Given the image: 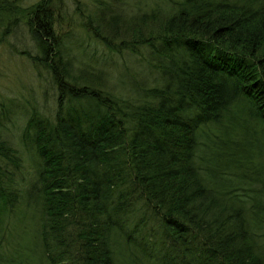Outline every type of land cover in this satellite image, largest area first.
I'll list each match as a JSON object with an SVG mask.
<instances>
[{
    "label": "trees",
    "instance_id": "trees-1",
    "mask_svg": "<svg viewBox=\"0 0 264 264\" xmlns=\"http://www.w3.org/2000/svg\"><path fill=\"white\" fill-rule=\"evenodd\" d=\"M107 1L90 46L63 0H0L53 92L0 102V264H264V0Z\"/></svg>",
    "mask_w": 264,
    "mask_h": 264
},
{
    "label": "rangeland",
    "instance_id": "rangeland-1",
    "mask_svg": "<svg viewBox=\"0 0 264 264\" xmlns=\"http://www.w3.org/2000/svg\"><path fill=\"white\" fill-rule=\"evenodd\" d=\"M34 1L36 0H23V4L28 5ZM97 1L98 0H80L79 3H74L73 0H63L64 5L61 8L60 14L63 15V17L65 15V19H61V23L63 20H65V23H62V29L72 31V39L80 40L84 45L89 44L91 46L93 41L78 29L77 26L81 20V13L82 15L88 13L91 8L99 4ZM103 2L107 3L108 1L103 0ZM77 4L80 7L79 9L76 8ZM128 4L129 2L125 0L124 6L129 7ZM97 12L104 11L102 9ZM66 19H69V22H66ZM11 35L8 37V41H3L0 44V102L3 101L6 105L10 104L9 107H14V109L12 108L13 110L17 108L20 109L22 106L35 107L37 109L43 108L42 110L49 107L51 108L53 106V92L48 83L47 75L45 78V74L37 70L29 59L22 56L18 51L21 48H25L29 53H34L35 51L33 47H31V43L27 41L26 33L18 32L15 33V35ZM103 51L101 47L96 46L94 56L97 57L98 60L92 62L95 67L102 68L108 66L107 69H112L111 65L115 64L113 61H116L128 65V71L133 70V66H135L134 59H136L133 53L125 50L123 54L114 52L109 54L106 52L103 53ZM126 73L130 74L127 71ZM12 101L16 102L19 106L13 104ZM15 116L16 123H21L22 119L19 118L18 115ZM22 147L21 145L20 149ZM23 157L24 163L27 165V159L24 155Z\"/></svg>",
    "mask_w": 264,
    "mask_h": 264
}]
</instances>
